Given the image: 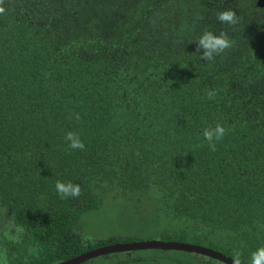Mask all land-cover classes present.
Returning a JSON list of instances; mask_svg holds the SVG:
<instances>
[{
  "label": "trees",
  "instance_id": "obj_1",
  "mask_svg": "<svg viewBox=\"0 0 264 264\" xmlns=\"http://www.w3.org/2000/svg\"><path fill=\"white\" fill-rule=\"evenodd\" d=\"M4 7L0 264H53L139 240L81 238L75 222L113 193L136 198L132 214L141 218L149 193L148 217L179 223L161 240L190 234L192 244L232 260L240 252L250 264L264 246V37L250 30L240 38L250 10L239 0H4ZM225 8L237 26L217 21ZM205 30L225 31L233 47L202 60L195 40ZM217 123L226 134L212 151L203 130ZM67 131L84 150L68 147ZM57 180L79 184L81 195L61 199ZM152 252L116 254L128 256L121 264L157 257L216 264Z\"/></svg>",
  "mask_w": 264,
  "mask_h": 264
},
{
  "label": "rangeland",
  "instance_id": "obj_2",
  "mask_svg": "<svg viewBox=\"0 0 264 264\" xmlns=\"http://www.w3.org/2000/svg\"><path fill=\"white\" fill-rule=\"evenodd\" d=\"M251 20V14L248 21ZM249 24V23H248ZM237 26V25H236ZM258 35L261 32H256ZM149 194V193H148ZM148 194H144L148 199H142L141 202L147 203L149 211L153 210L151 205V199ZM101 204L98 208L90 210L80 216L75 222L77 228H79L82 239H88V241L96 240H108L110 238H136L135 241L146 240H161L162 233H171L177 230L176 226L179 223L175 221L166 222L164 220H152L148 217L149 211H144V217H133L132 209L133 202H137L134 197H121L117 193L110 195L103 194L101 196ZM132 215V216H131ZM141 218V219H140ZM140 219V220H137ZM191 230V228H189ZM126 241V240H125ZM167 241V240H162ZM193 238L190 234H186L183 237V242L192 243ZM198 245L205 246L204 243ZM157 251V250H155ZM130 255V259H137L140 256H155V252L152 250L133 251ZM136 252V253H135ZM180 252V251H179ZM149 254V255H148ZM119 255H121L119 257ZM122 257V259H121ZM128 258L123 254H110L106 258H94L90 261V264H121L120 259L123 261ZM159 257L155 261L145 264H160L158 262ZM208 261H211L207 258ZM165 264H172L171 260H164ZM213 263V262H212ZM219 264L218 262H214Z\"/></svg>",
  "mask_w": 264,
  "mask_h": 264
},
{
  "label": "clouds",
  "instance_id": "obj_3",
  "mask_svg": "<svg viewBox=\"0 0 264 264\" xmlns=\"http://www.w3.org/2000/svg\"><path fill=\"white\" fill-rule=\"evenodd\" d=\"M4 0H0V15L5 14ZM216 19L221 24L234 26L239 22L236 12L231 8L219 10L216 13ZM197 51L200 53V58L205 61H211L214 56L224 53L226 50L233 47L234 41L230 40L225 31L215 34L212 31L205 30L196 40ZM216 95L214 90L207 92L208 99H213ZM79 119V114H77ZM226 129L217 123L214 128H205L203 130L204 138L209 142L210 149L216 150V143L224 138ZM64 139L68 142L70 149L84 150L85 144L80 139V136L73 132L67 131ZM55 190L61 199L68 197L77 198L81 195V187L79 184H74L71 181L64 182L57 180L55 182ZM233 264H241V253L236 252L233 256ZM250 264H264V246L259 247L250 254Z\"/></svg>",
  "mask_w": 264,
  "mask_h": 264
},
{
  "label": "water",
  "instance_id": "obj_4",
  "mask_svg": "<svg viewBox=\"0 0 264 264\" xmlns=\"http://www.w3.org/2000/svg\"><path fill=\"white\" fill-rule=\"evenodd\" d=\"M135 250H173L187 253H194L196 255L205 256L213 259L221 264H233V260L229 257L222 255L220 252L206 246L185 243L179 241H162V240H146V241H127V242H114L107 243L90 249L86 252L78 254L74 257L67 258L66 260L56 262L53 264H79L89 258L97 257L100 255H107L119 252H128Z\"/></svg>",
  "mask_w": 264,
  "mask_h": 264
},
{
  "label": "flooded vegetation",
  "instance_id": "obj_5",
  "mask_svg": "<svg viewBox=\"0 0 264 264\" xmlns=\"http://www.w3.org/2000/svg\"><path fill=\"white\" fill-rule=\"evenodd\" d=\"M239 3L241 8L250 10L249 14H251L250 23L248 20H246V23H243L245 29L247 28L249 30H243L242 34L240 35V38L243 36L250 35V30L255 32H261L259 33V35L257 33L255 34H257L260 38L264 37V0H239ZM242 5L244 6L242 7ZM241 12L242 10L239 11V13Z\"/></svg>",
  "mask_w": 264,
  "mask_h": 264
}]
</instances>
